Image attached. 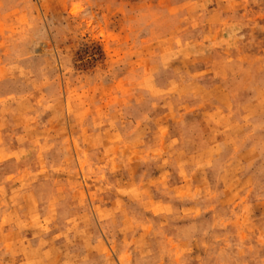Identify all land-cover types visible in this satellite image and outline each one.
<instances>
[{"label": "rangeland", "instance_id": "rangeland-1", "mask_svg": "<svg viewBox=\"0 0 264 264\" xmlns=\"http://www.w3.org/2000/svg\"><path fill=\"white\" fill-rule=\"evenodd\" d=\"M0 264H264V0H0Z\"/></svg>", "mask_w": 264, "mask_h": 264}]
</instances>
